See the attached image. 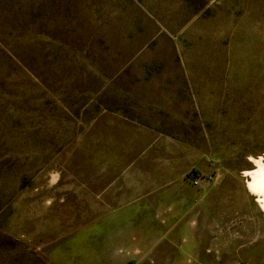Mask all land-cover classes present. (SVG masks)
Listing matches in <instances>:
<instances>
[{"label":"rangeland","instance_id":"obj_1","mask_svg":"<svg viewBox=\"0 0 264 264\" xmlns=\"http://www.w3.org/2000/svg\"><path fill=\"white\" fill-rule=\"evenodd\" d=\"M258 156L264 0H0V264H264Z\"/></svg>","mask_w":264,"mask_h":264},{"label":"bare ground","instance_id":"obj_2","mask_svg":"<svg viewBox=\"0 0 264 264\" xmlns=\"http://www.w3.org/2000/svg\"><path fill=\"white\" fill-rule=\"evenodd\" d=\"M249 163L252 169L243 172L247 178L246 189L256 198V202L262 214H264V156L250 157Z\"/></svg>","mask_w":264,"mask_h":264},{"label":"built area","instance_id":"obj_3","mask_svg":"<svg viewBox=\"0 0 264 264\" xmlns=\"http://www.w3.org/2000/svg\"><path fill=\"white\" fill-rule=\"evenodd\" d=\"M204 178H209V177H204V176H200L195 172H191L190 173V182L193 186H198L200 181Z\"/></svg>","mask_w":264,"mask_h":264}]
</instances>
